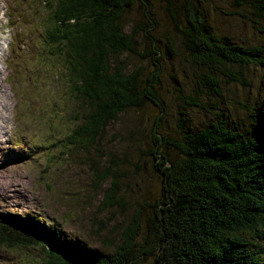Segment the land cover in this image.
Returning <instances> with one entry per match:
<instances>
[{
  "label": "trees",
  "instance_id": "trees-1",
  "mask_svg": "<svg viewBox=\"0 0 264 264\" xmlns=\"http://www.w3.org/2000/svg\"><path fill=\"white\" fill-rule=\"evenodd\" d=\"M231 5L243 11L235 16L248 21L260 41L240 39L243 47L219 35L211 27L210 0H35L46 51L38 58L46 62L42 73L50 86L59 73L76 105L65 141L71 152L63 154L86 170L90 183L81 192L91 205L108 183L97 214L108 216L107 225L119 220L117 241H109L113 253L102 255L49 229L42 215L5 213L0 248L40 246L49 264H131L135 257L138 264H264V99L245 77V69H264V0ZM180 73L192 74V83H182ZM16 78L40 106L35 69L20 65L9 81ZM14 90L19 126L14 124L6 159L32 168L47 143L29 118L34 93ZM240 90L248 100L232 108ZM173 101L178 111L168 117ZM194 109L201 121L190 117ZM145 111L155 115L144 123L133 120L134 133L111 149L106 132L125 114ZM148 125L147 134L138 130ZM141 144L149 145L148 154ZM129 145L140 147L134 153L148 167L120 155ZM126 168L137 185L149 184V194L130 195ZM75 193L79 199L80 190Z\"/></svg>",
  "mask_w": 264,
  "mask_h": 264
},
{
  "label": "rangeland",
  "instance_id": "rangeland-1",
  "mask_svg": "<svg viewBox=\"0 0 264 264\" xmlns=\"http://www.w3.org/2000/svg\"><path fill=\"white\" fill-rule=\"evenodd\" d=\"M236 2L238 0H210L211 27L219 35H228L236 38L237 40L234 41H237L243 47L244 42L256 43L260 41L261 35L257 33L250 23L242 17L235 16L238 11L243 13L242 10H238L235 6L231 5V3L236 4ZM34 5L35 0H0V19L2 20L0 29L3 34L0 35V66L2 68L6 67L7 79L13 78L14 71L18 70L20 65L35 69L37 76V98L42 102L40 106L36 102L34 91L29 88V85L25 81L16 78L14 83L18 87V91H31L34 93V96L31 94V114L29 118L39 131L36 134L37 137L47 143V149L38 150V161L32 168L22 162L14 163L12 160L6 159L5 150L10 146L12 128L14 127L12 123L14 102L13 93L10 91V83L8 85L3 84L8 93L7 97L0 100V214L31 213L35 217L42 215L46 218L49 229L55 227L60 234L63 233L69 238L77 239L76 241L79 240L82 243L81 247L91 248L96 252H100V254H104L106 251L111 254L113 253V248L109 247V241H117L116 234L113 231L117 229L119 220L113 225H107L106 218L108 216L105 215L101 218L97 214L99 208L98 201L103 200V193L106 192L109 185L106 182L101 184L102 186L98 189V201H93L91 205L90 200L82 196L81 192L83 190V193H87L88 184L90 183L87 182L86 170L78 166L74 167L73 160L63 154L64 151H67L66 153L71 152L65 141L68 139V134H71L74 128L76 105L69 102L68 96L65 93L67 86L63 85L59 73L54 72L56 80L51 86L46 83L44 73H42L43 70L47 71L46 62H38V58L46 57V51L41 47L42 43L40 45L41 32L37 29V8H34ZM6 10L11 12L12 15L24 14V19L28 23L24 25L23 22H20L12 30L3 29L7 26L8 22L7 18H3V13ZM40 10L46 12L45 9ZM18 28L23 33L15 42L13 48L10 49V46H2L3 42L12 43L14 31ZM33 30H37L38 32L37 49L34 47L35 42L31 41ZM179 76V79H182V83L184 81L192 83V74L183 75L180 73ZM184 77L187 79H184ZM245 77L257 88L256 93L258 92L261 95V100H263L264 69L260 67H251L249 70L245 69ZM60 86L65 88L61 90L59 89ZM246 92H248V89ZM243 93L244 91H239L237 100H235L237 103L232 108H239L237 104L240 103ZM0 94L5 95L2 88H0ZM246 100L248 99L243 97L241 102L246 103ZM170 104H173V106H171L168 117H174L176 111H178L177 101H173ZM14 112L16 113L15 110ZM198 112V109L189 110V115L190 117H194L195 121H201V117L204 116ZM138 114L140 117L145 118L138 119L139 116L135 117L136 113H127L122 116L120 123L114 124L113 128L106 132L107 144L111 149L116 147V145L123 147L124 144L121 143L120 138L128 137V134L132 135L134 133L137 127L133 129V120L135 124L137 121L144 123L146 119L150 121V117L155 115L151 111L138 112ZM240 115L243 116V111L240 112ZM14 124L18 128L19 124L17 125V121H14ZM138 130H143L144 134H147L150 126L148 125L145 129ZM130 146L126 150H120V155L127 156V159L131 162H138L142 166L146 164L148 167L146 160H142L141 162L140 157L134 153V150L140 147L137 145ZM11 147L13 148V145ZM141 148L147 154L149 153L147 151L149 145L141 144ZM142 149L138 151L139 154H144ZM72 157L74 158V152H72ZM125 172L129 173L128 175L130 176L129 180L125 183V187L130 195H133L132 193H135L137 190L141 191L138 193L139 197L150 193L151 189L148 183L140 182L141 184L137 185V180L133 177L132 170L126 168ZM151 176L152 180H154V176L152 174ZM147 178L148 174H145L143 180ZM97 185L100 184L97 183ZM76 190H80L79 199H74ZM126 197L130 202V206H132L133 204L128 194H126ZM104 224H106V227L100 230V226ZM40 236L43 239H47V236H44V234ZM256 242L261 245L263 244V241L257 240ZM100 254L96 253L95 256H99ZM139 259V257L133 258L131 264H138ZM45 262H49L48 254L40 246L29 245L26 247L19 245V247H12L11 249L0 248V264H49Z\"/></svg>",
  "mask_w": 264,
  "mask_h": 264
},
{
  "label": "bare ground",
  "instance_id": "bare-ground-1",
  "mask_svg": "<svg viewBox=\"0 0 264 264\" xmlns=\"http://www.w3.org/2000/svg\"><path fill=\"white\" fill-rule=\"evenodd\" d=\"M2 73L0 72V75H1ZM1 96H2V94H0V98H1ZM263 109H264V107H263ZM21 151V150H20ZM29 153V152H28ZM27 215V214H26ZM43 235V234H42ZM263 238H264V233H263Z\"/></svg>",
  "mask_w": 264,
  "mask_h": 264
}]
</instances>
